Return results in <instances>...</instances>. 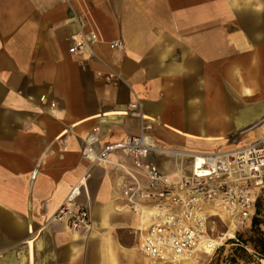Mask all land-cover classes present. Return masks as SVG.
Instances as JSON below:
<instances>
[{"label": "crops", "instance_id": "obj_1", "mask_svg": "<svg viewBox=\"0 0 264 264\" xmlns=\"http://www.w3.org/2000/svg\"><path fill=\"white\" fill-rule=\"evenodd\" d=\"M78 18L97 36L91 55L69 52ZM133 104L139 116L105 129L100 116ZM140 117L169 151L242 147L264 133V0H0V264L28 238L34 264H110L99 235L54 219L87 170L78 203L94 233L111 238L116 264H145L133 213L115 209L118 171L82 156L86 135L101 145L140 135ZM154 161L173 173L172 158Z\"/></svg>", "mask_w": 264, "mask_h": 264}, {"label": "built area", "instance_id": "obj_2", "mask_svg": "<svg viewBox=\"0 0 264 264\" xmlns=\"http://www.w3.org/2000/svg\"><path fill=\"white\" fill-rule=\"evenodd\" d=\"M78 30L69 38L72 55L92 54L97 36L87 30L85 20L78 18ZM113 48L119 44L113 43ZM137 105H130L127 116L136 114ZM144 122L140 135L101 145L98 132L85 137L83 159L90 168L111 164L119 173L120 199L133 214L150 213L148 223L132 228L138 241L140 255L150 264H182L186 256L195 259L202 244L219 240L212 254L232 241L227 233L215 235L219 212L236 221L242 228L255 215L257 201L264 192V135L249 145L226 152L169 151L157 147L152 136L153 120ZM173 159L172 174L162 171L154 157ZM117 157L116 160L111 159ZM85 175L60 206L54 219L83 237L93 229L87 207L78 203L81 189L86 186ZM216 210L217 212H213ZM219 211V212H218ZM217 214V215H216ZM232 224V222H231ZM236 232V230L234 231Z\"/></svg>", "mask_w": 264, "mask_h": 264}, {"label": "rangeland", "instance_id": "obj_3", "mask_svg": "<svg viewBox=\"0 0 264 264\" xmlns=\"http://www.w3.org/2000/svg\"><path fill=\"white\" fill-rule=\"evenodd\" d=\"M227 150L230 149L228 148ZM212 151L216 150L212 149ZM121 201L123 205L119 208H124L125 203L123 202V200ZM257 202L258 204L256 206L255 215L253 216L252 220L248 221L242 228L236 229V232H234L235 239L227 242L214 254L204 255L199 253L198 256L195 255V258H197L196 264H262L261 261L264 259H260L258 257L251 245V241L256 237V230H259L264 234V192L260 194V197ZM123 212L127 213L126 210H123ZM130 215L132 216L133 220L135 215ZM221 218L223 222H221L217 217H214L211 220L215 223L214 225H212V227L215 228V235H219L220 233H227L230 229V226L232 225L228 216L225 215ZM255 221L259 222L258 227H254ZM129 231L132 232V236L134 238L135 236L132 229H130ZM135 252L137 253V255H140L138 251V241L136 242ZM108 256L110 264H116L115 255L111 256L109 253Z\"/></svg>", "mask_w": 264, "mask_h": 264}, {"label": "bare ground", "instance_id": "obj_4", "mask_svg": "<svg viewBox=\"0 0 264 264\" xmlns=\"http://www.w3.org/2000/svg\"><path fill=\"white\" fill-rule=\"evenodd\" d=\"M125 112H120V113H111V114H106V115H102L100 116V119H101V123H103V126L105 127L106 130H108V126H109V123H112L113 121H116L118 119H120L121 117L123 118L126 114H124ZM248 135V139L246 140L245 142V145H249L250 143L254 142L255 140L257 139H260L263 137L264 133H262L261 131H258V132H255V131H252L250 133L247 134ZM87 136V135H86ZM210 143H219L218 146L216 147H210V148H213L219 152H226V150L229 148V149H239L241 148L240 146H232V147H226L225 145V142L223 139L221 140H210L208 141ZM90 169V168H89ZM90 170H87L85 173H89ZM85 184L87 183V180H84ZM109 207L111 208V204L109 205ZM116 210L118 211H123L125 209H127L126 207L125 208H115ZM213 212V215H214V212L216 213L217 211L216 210H212ZM219 212V211H218ZM151 213V212H150ZM150 213H147V212H139L135 215L134 219H133V226H131V229L133 227H136L137 225H140L142 223H148L149 220H150ZM219 214L221 215V217H224L226 215V213L224 212H219ZM217 215V214H216ZM232 222V225L230 226V229L227 233V236L230 237V239H233L234 238V231L236 230V221L234 220H231ZM93 223V229L95 228V225L96 226H99L98 224H95ZM68 229V228H67ZM69 232L71 233H74L73 231H71L70 229H68ZM29 232L32 233V226L29 227ZM95 231L92 232V234H90L87 238L89 237H93L95 236L96 233H94ZM74 234H77V233H74ZM96 235H99L100 236V239L102 240V242L108 247V251L110 253L111 256L114 255L113 253V247H112V240L111 238L108 236V234H96ZM220 244V241L219 240H214L211 242V244H202V246H200V249H199V253L201 254H204V255H211L212 254V251L214 249L215 246L219 245ZM34 240L32 239H27V243H26V247H25V252H13L12 253V256L14 258H12V260L9 262V263H6V264H28V259H30V264H34L33 263V258H34ZM196 254L197 256L199 255ZM143 261L145 264H149V260L147 258H144L142 257ZM185 259H187L185 261L184 264H196L197 263V258H192V257H189V256H186ZM262 264H264V260L261 261Z\"/></svg>", "mask_w": 264, "mask_h": 264}, {"label": "trees", "instance_id": "obj_5", "mask_svg": "<svg viewBox=\"0 0 264 264\" xmlns=\"http://www.w3.org/2000/svg\"><path fill=\"white\" fill-rule=\"evenodd\" d=\"M258 204V202H257ZM257 206V205H256ZM259 222H254V227H258ZM255 239L251 241V245L253 249L255 250L256 254L260 259H264V234L260 232L259 230L255 231ZM232 261V260H231ZM230 261V262H231Z\"/></svg>", "mask_w": 264, "mask_h": 264}]
</instances>
